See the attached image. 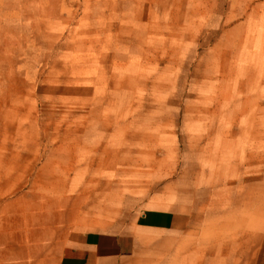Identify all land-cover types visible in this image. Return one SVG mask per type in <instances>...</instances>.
I'll return each mask as SVG.
<instances>
[{"label": "rangeland", "instance_id": "374dc122", "mask_svg": "<svg viewBox=\"0 0 264 264\" xmlns=\"http://www.w3.org/2000/svg\"><path fill=\"white\" fill-rule=\"evenodd\" d=\"M222 132L264 170V0H0V213L69 203L116 228L127 170L194 179Z\"/></svg>", "mask_w": 264, "mask_h": 264}, {"label": "crops", "instance_id": "0c3cea01", "mask_svg": "<svg viewBox=\"0 0 264 264\" xmlns=\"http://www.w3.org/2000/svg\"><path fill=\"white\" fill-rule=\"evenodd\" d=\"M98 81L89 76L79 88L100 97ZM99 110L101 126L118 121L117 109ZM228 128L223 123L219 130ZM243 141L214 135L197 153L194 179L179 184L127 170L132 185L121 195L131 216L116 228L90 225L82 205L5 210L0 264H264V170L252 164ZM73 169L62 161L53 176L69 180ZM107 172L96 168L87 176L111 177Z\"/></svg>", "mask_w": 264, "mask_h": 264}]
</instances>
